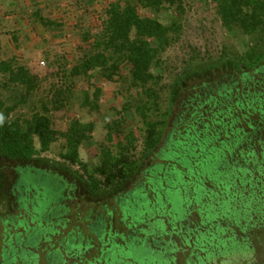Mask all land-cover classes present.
I'll list each match as a JSON object with an SVG mask.
<instances>
[{"label":"trees","instance_id":"16d2710c","mask_svg":"<svg viewBox=\"0 0 264 264\" xmlns=\"http://www.w3.org/2000/svg\"><path fill=\"white\" fill-rule=\"evenodd\" d=\"M212 2L223 27L252 42L237 60L223 55L220 64L207 67L232 63L242 73V88L233 95L232 87L223 86L217 97L189 99L184 103L187 111L174 116L180 127L175 122L166 138L177 98L190 81L189 69L202 61L196 57L186 62L190 67L168 86L158 72L164 63L162 55L182 36L184 0L111 3L103 24L83 32L87 46L75 63L60 67L61 85L40 99L30 117L11 114L35 95L39 77L24 66L0 60V74L7 77L3 86L14 85L19 92L11 105L0 100V153L14 160H31L61 141L64 164L51 163L53 167L65 172L78 166L83 174L75 173L90 194L116 197L124 192L125 220L130 218L135 235L103 250L111 252L110 260L101 257L88 264H112V258L120 256V247L126 249L127 244L145 252L146 264H264V78L259 82L249 75L264 67V0ZM140 8L168 15L167 23L143 16ZM37 21L45 28L58 26L40 15ZM95 73L127 87L129 98L123 110L138 118L141 126L128 132L121 122L107 126L119 140L104 146L99 164L90 166L82 160L81 148L92 139L96 125L73 118L64 128L63 112L77 94L81 109L100 110L101 88L75 90V79L93 83ZM134 89L140 91V98L132 96ZM140 140L143 149L136 156ZM151 157L159 162L146 165ZM137 176L139 180L134 181ZM128 184L132 187L125 190ZM157 211L163 212L156 216ZM164 214L170 222L166 223ZM138 225L142 227L137 229ZM10 243L2 249L0 264H11L19 257ZM119 264L140 263L122 259Z\"/></svg>","mask_w":264,"mask_h":264},{"label":"rangeland","instance_id":"374dc122","mask_svg":"<svg viewBox=\"0 0 264 264\" xmlns=\"http://www.w3.org/2000/svg\"><path fill=\"white\" fill-rule=\"evenodd\" d=\"M184 1L186 15L183 21L182 36L162 55L164 63L158 72L163 74V82L168 86L178 74L190 67L185 65L186 62L196 57L201 58L202 61H199L200 64L197 62L198 64L192 65L189 69L190 81L186 83L185 89L177 98L175 113L164 138L174 128L175 122L180 127L179 119L175 121L174 116L175 114L182 116L187 111L184 103L189 99L198 100L201 96L209 99L210 95L217 97V92L223 86L232 87L233 95L237 94V88H242L243 79L241 71L236 66L232 63L217 68L207 66L219 63L223 55L237 60V57L244 55L252 42L250 38L244 37L239 32H229L223 27L220 17L214 10L212 0ZM139 11L143 16L158 18L161 22L167 23L168 15L155 14L141 8ZM105 13L101 11L96 15L97 24H103ZM10 34L12 33H0V60L12 61L16 65L24 66L40 79V87L28 104L19 107L11 114L12 116L30 117L34 110L33 107H39L40 99L47 96L53 88L61 85L63 71L60 67L68 64L70 68L84 47L76 42H33L28 38L19 41L10 37ZM41 62L45 64L41 65ZM249 75L262 82L264 67L250 71ZM6 81L7 77L0 74V100L11 105L14 102V96L19 92L14 85L9 88L3 86ZM92 82L88 83L85 79L77 78L75 79V90L79 93L89 88L92 91L95 87L101 88L103 99L100 103V110L91 113L86 109H81L77 94L72 98L66 112H63V126L67 128L73 118L95 123L96 129L92 139L84 143L81 148L82 160L90 166H95L100 162L101 149L104 146H113L119 140L116 135L110 134L107 126L121 122L123 131L128 132L138 131L141 123L132 113L123 110L129 98L126 86L119 82H108L99 77L97 73ZM131 94L135 98L141 97L138 89L132 90ZM2 115L3 111L0 110V120ZM110 137L113 140H110ZM163 145L164 143L160 147L162 148ZM36 146L38 147V142ZM62 146L63 143L60 141L37 158L50 163L49 166L53 163L64 164L60 157ZM142 149L143 144L140 140L135 155L139 156ZM158 162L156 157H151L146 165ZM54 170L61 176L63 175V179L66 180L65 186L57 189L45 184L43 185L45 196L55 201L62 199L54 202L48 210H46L48 203L41 206L40 216L31 213L33 210L26 209L24 205L17 203L19 202L17 197H20L18 189L7 187L2 190L0 194V262L3 259L2 249H8L10 242L19 255L18 259L11 264H88V261L93 262L101 257H107L110 260L111 252L105 254L103 250L109 248L112 242L124 244L129 235H135L134 230L129 227L130 218L125 220L127 203L124 192L116 197L108 196L104 192L93 195L89 193L84 180L76 174L77 172L83 174L78 166H71L65 172L54 166ZM140 176H137L134 181H138ZM131 187L132 184H128L125 190ZM13 192L15 197L10 195ZM36 196L35 194L29 195L30 198ZM30 198L27 194L26 199L30 200ZM161 212L163 211L155 212L156 216H159L158 213ZM162 217L165 218L166 223L171 220L168 214ZM170 225L169 223L168 228ZM141 227L142 225H138L137 229ZM138 234L139 237H144L142 233ZM126 246V249L120 247L122 249L120 256L119 258L114 256L112 264H119L122 259L146 264L145 252H139L129 244ZM79 253L80 258L82 256L81 259L75 257V254ZM101 264L105 262L101 261Z\"/></svg>","mask_w":264,"mask_h":264},{"label":"crops","instance_id":"0c3cea01","mask_svg":"<svg viewBox=\"0 0 264 264\" xmlns=\"http://www.w3.org/2000/svg\"><path fill=\"white\" fill-rule=\"evenodd\" d=\"M113 2L115 0H0V33H12L10 37L19 41L28 38L33 42H76L85 47L83 32L96 30L100 26L96 15L106 12ZM37 15L58 26L43 27Z\"/></svg>","mask_w":264,"mask_h":264},{"label":"flooded vegetation","instance_id":"af4514ba","mask_svg":"<svg viewBox=\"0 0 264 264\" xmlns=\"http://www.w3.org/2000/svg\"><path fill=\"white\" fill-rule=\"evenodd\" d=\"M184 85L186 87L187 84L184 83ZM49 165L50 163L37 157L31 160H14L0 153V194H2V190L7 187L15 190L18 189L20 197H17L19 202H16L19 205H24L26 209L33 210L31 213L40 216L39 210L41 206L48 203L46 209L48 210L54 202H58L62 199L59 198L57 201L50 200L49 197L45 196L43 185H52L55 188L60 189L64 188V182L66 181L62 177L63 175L61 176V174L54 170L53 166ZM27 194L28 198H30L29 195L33 194L37 196L35 198L31 197L29 200L26 199ZM10 195L15 197L14 192Z\"/></svg>","mask_w":264,"mask_h":264},{"label":"built area","instance_id":"2783aa9c","mask_svg":"<svg viewBox=\"0 0 264 264\" xmlns=\"http://www.w3.org/2000/svg\"><path fill=\"white\" fill-rule=\"evenodd\" d=\"M106 19H107V15L105 13L103 21H105ZM44 64H45L44 62H41V65H44Z\"/></svg>","mask_w":264,"mask_h":264}]
</instances>
